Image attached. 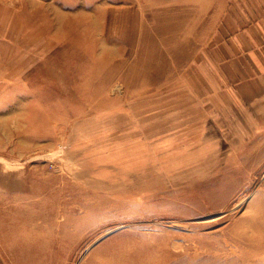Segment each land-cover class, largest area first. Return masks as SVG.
<instances>
[{
	"label": "rangeland",
	"instance_id": "obj_1",
	"mask_svg": "<svg viewBox=\"0 0 264 264\" xmlns=\"http://www.w3.org/2000/svg\"><path fill=\"white\" fill-rule=\"evenodd\" d=\"M194 19L0 0V264H264V112Z\"/></svg>",
	"mask_w": 264,
	"mask_h": 264
},
{
	"label": "crops",
	"instance_id": "obj_2",
	"mask_svg": "<svg viewBox=\"0 0 264 264\" xmlns=\"http://www.w3.org/2000/svg\"><path fill=\"white\" fill-rule=\"evenodd\" d=\"M168 6L195 17L196 25L205 24L200 40L211 34L203 45L213 49L211 61L230 67L231 77L224 80L230 81L235 104L248 105L251 119L264 112V0H168Z\"/></svg>",
	"mask_w": 264,
	"mask_h": 264
}]
</instances>
